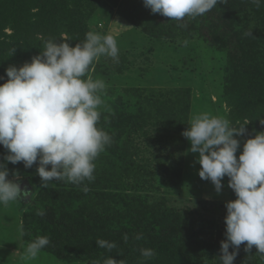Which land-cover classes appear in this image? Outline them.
<instances>
[{
    "label": "rangeland",
    "instance_id": "1",
    "mask_svg": "<svg viewBox=\"0 0 264 264\" xmlns=\"http://www.w3.org/2000/svg\"><path fill=\"white\" fill-rule=\"evenodd\" d=\"M79 1L80 6L62 4L56 12L52 0H38L35 2L38 10L33 5L31 12L40 17V10L45 8L48 19L53 16L62 25L57 26L59 38L56 40L67 34L73 41V44L68 42L70 47L82 42L89 31L116 37L118 62L102 56L90 72L94 80L102 79L106 84L97 126L110 134V117L117 111L135 115L137 121L125 130L115 153H109L106 147L94 161L95 179L84 182L90 189L87 194L95 200L98 198L97 208L103 215L115 217L114 227L140 216L150 220L161 237V230L168 226L179 229L176 235L165 231L163 241L171 247L173 256L163 264H219L220 249L204 247L201 241L226 239L225 203L234 201L236 196L228 187L226 176L221 180L223 187L219 193L210 181L200 179L198 154L188 151L190 143L182 132L193 115L199 113L224 117L232 126L247 120L246 134L233 137L241 145L237 157L243 143L261 132L254 124L256 121L239 110L240 82L229 81V76L237 72L235 67L230 65L225 52L210 48L196 32L188 31L190 19L180 27L181 23L175 20L151 13L143 0ZM235 29L243 39L251 30L252 37L248 36L247 40H254L253 53L247 65L264 73V7L257 8L250 3L247 10L236 13ZM4 32L12 33L10 28ZM35 38L33 52L27 59L25 56L2 59L0 77L4 79H0V85L7 82L5 70L9 66L19 68L43 51L42 36L36 34ZM52 38L49 36L46 40ZM185 40L187 45L182 44ZM5 155L7 151L1 146L0 163H5L9 176L18 174L15 182L32 191V196L29 202L22 200L0 206V264H103L110 257L108 254L80 253L67 261L57 259L46 250H41L35 259L22 256L27 243L40 235V230L31 226V222L27 224L29 235L19 237L17 231L24 215L29 213L35 194L41 189H56L60 193L82 191L83 185L53 180L49 187L41 188L37 163L25 169L22 162L16 165L5 162ZM244 248V244L239 246L240 254L233 264H246L242 255L264 264L254 246L249 252Z\"/></svg>",
    "mask_w": 264,
    "mask_h": 264
},
{
    "label": "clouds",
    "instance_id": "2",
    "mask_svg": "<svg viewBox=\"0 0 264 264\" xmlns=\"http://www.w3.org/2000/svg\"><path fill=\"white\" fill-rule=\"evenodd\" d=\"M249 2L259 8L264 0ZM218 4H227V0H143L151 13L178 22L203 16ZM245 35L252 37L251 30ZM69 41L67 34L59 40L48 39L43 51L30 63L5 70L8 79L0 85V146L7 151L3 157L7 163L22 162L25 169L38 164L36 173L41 188L49 187V182L55 180L83 185L81 190L87 193L90 189L84 182L95 179L94 161L112 143V137L97 126L106 84L102 79L94 80L90 72L102 56L118 62L119 48L116 37L95 31L87 32L75 47H70ZM187 43L182 41L183 45ZM248 124L245 120L232 126L224 117L199 113L193 115L182 132L190 143L188 151L198 154L200 179L210 181L219 193L223 187L221 180L226 176L228 187L236 196L234 201L225 203L226 239L220 243L219 264H233L241 244L245 245V252L254 246L264 261V131L247 139L238 157L240 141L233 138L244 136ZM259 124L264 126V119H259ZM12 175L9 180L5 163H0V206L29 202L32 196V191L15 182L18 174ZM37 214L45 215L43 211ZM17 231L23 237L22 221ZM123 240L127 242L128 236L124 235ZM49 242L47 236L36 237L27 243L22 256L37 258ZM96 244L108 251L117 246L103 239ZM141 255L150 259L155 252L141 249ZM103 264L125 262L108 257Z\"/></svg>",
    "mask_w": 264,
    "mask_h": 264
},
{
    "label": "trees",
    "instance_id": "3",
    "mask_svg": "<svg viewBox=\"0 0 264 264\" xmlns=\"http://www.w3.org/2000/svg\"><path fill=\"white\" fill-rule=\"evenodd\" d=\"M36 1L38 0H0V62L8 57L25 56L26 59L30 57L33 52L31 46L37 41L36 34H40L44 41L49 36L55 40L59 38L57 26L62 25L52 19L53 16L48 19L45 8L40 10V17L31 12L33 5L35 10H38ZM67 3L69 6L77 7L81 1L52 0L51 5H55L54 10L58 12L62 4ZM249 4V0H227V4H218L203 16L195 19L186 17L179 23L182 25L186 19H190L187 23L189 30L186 28V31L196 32L210 48L226 53L228 62L237 71L229 76V81L238 79L240 82L239 110L256 121L254 124L258 127L257 130L262 132L264 126L259 124V119H264V73L260 69H250L247 65V60L253 53L251 44L254 40H247L248 36L243 39L241 33L235 29L236 13L247 10ZM261 7H264V3ZM59 15L62 16L61 13ZM50 21L53 22L51 25ZM7 28L12 31L9 35L4 32ZM71 43L73 44V41ZM110 119L112 128L109 135L112 137V143L107 147L109 153L113 154L117 151L120 140L125 137V130L135 125L137 121L135 115L119 111ZM11 177L13 176L7 178L10 180ZM96 202L98 198L95 200L77 189L62 193L56 189H41L30 202L29 213L24 215V236L29 235L30 225L38 228L39 236H47L50 241L42 250L48 251L61 261L70 260L80 253H105L116 261L124 260L125 264H163L173 256L171 247L169 248L163 240L166 237L165 231H168L169 235L179 233L175 226L161 230L163 237L157 234L154 224L145 217H132L128 224L114 227L112 224L115 217L103 215ZM40 211L45 215L39 216L37 213ZM157 220L158 218L155 222ZM28 223L30 225H27ZM124 235L128 236L127 242L123 240ZM137 236L142 238L137 239ZM100 239L115 242L117 246L111 251L100 248L96 244ZM201 243L210 249H220L221 241L203 240ZM141 249H152L155 256L145 259L141 255ZM232 251L233 248L230 247L229 252ZM237 254H240L238 250ZM242 256L246 264H258L250 256Z\"/></svg>",
    "mask_w": 264,
    "mask_h": 264
}]
</instances>
